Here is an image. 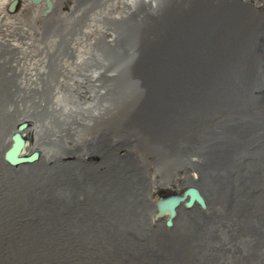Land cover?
Segmentation results:
<instances>
[{"label":"bare ground","instance_id":"6f19581e","mask_svg":"<svg viewBox=\"0 0 264 264\" xmlns=\"http://www.w3.org/2000/svg\"><path fill=\"white\" fill-rule=\"evenodd\" d=\"M12 1L0 0V264H264V158L243 141L228 151L216 128L244 120L201 104L240 57L256 73L245 97L264 109V0ZM41 110L57 129L33 124ZM21 123V155L38 158L11 166Z\"/></svg>","mask_w":264,"mask_h":264},{"label":"water","instance_id":"95a60500","mask_svg":"<svg viewBox=\"0 0 264 264\" xmlns=\"http://www.w3.org/2000/svg\"><path fill=\"white\" fill-rule=\"evenodd\" d=\"M27 1L31 6L42 5L44 7V10H47L48 12L52 10L51 0H27ZM17 4H18L17 0L12 1L8 6L7 11L10 12L12 10L16 11ZM241 59L242 58L239 57L238 61H241ZM231 61L229 63H231L230 67H232V69L234 70V74L233 72L231 73L230 71H222V74L224 75L228 74L234 77L235 80L231 81L230 83H227V81L225 80L218 79V75L216 74L212 75V77H210V83L208 84L209 86L205 88L208 92L204 90V95L203 97H201L202 100L201 104L203 105L204 110L208 109L206 110L207 113H209L210 115L213 113L214 116H217V118L219 116H221L222 118L223 116H225V118L228 117L231 118V120L237 118L238 119L242 118L244 120V124L241 127H238L236 125H242V124H236L232 127L226 126L224 121L223 124L224 126H220L216 128L219 133L230 138L225 141L235 142L234 144L236 145L235 147L233 146L232 148H229L227 146L228 151L237 150L238 153V149L243 144L237 141H243L247 145L251 146V150L254 153H256L255 156L264 158V135L261 136V134H264V129L256 127L257 131L254 132L249 127L250 124L253 123L258 124L257 126H261V127L264 126V109L259 108L255 100H251L248 97H245L246 95L244 94V86H242L243 83L244 84L251 83L249 81L248 82L244 81L246 77L247 78L252 77L250 79H253L254 81L256 78V73H254V71L252 70H250V72L248 71L249 69L247 68V66L250 65L248 60H245V62L244 60H242L240 63H237L238 61H234V62ZM227 84H231V85L235 84L236 88L235 89H231L229 87L226 88ZM212 88H215L217 91L211 92L210 90ZM259 96L260 97L258 98V100L264 99V92L260 91ZM260 103H262V101ZM188 111L189 110L187 108L186 112ZM190 114L193 118L188 117L186 115L187 121H193L194 118L197 117L195 112ZM245 114H249V115L246 116ZM225 118L223 120H225ZM184 125L188 127L187 128L188 130L190 129L189 128L190 126L191 127L193 126L192 124L187 123L186 121H184ZM26 127L27 126L25 123H21L17 125L16 132L11 137V146L4 154V161L11 166L32 164L38 158V154L36 152H33L27 156L21 155L22 154L21 152L25 147V140L23 139L21 132L24 131ZM234 128L243 130L245 133L244 135L245 139L243 137H238L237 134H240V131L235 130L233 132ZM246 129H249V131H246ZM263 167L264 165L261 166V168ZM248 168H250V166ZM257 171L258 168L256 169L255 173H257ZM167 226H169V224Z\"/></svg>","mask_w":264,"mask_h":264},{"label":"rangeland","instance_id":"374dc122","mask_svg":"<svg viewBox=\"0 0 264 264\" xmlns=\"http://www.w3.org/2000/svg\"><path fill=\"white\" fill-rule=\"evenodd\" d=\"M5 101H6L5 105H7L10 102V99L5 100ZM114 107L116 108L117 106L114 105ZM120 113H122V112H120ZM37 114H38V116H37ZM35 117L36 118L34 119L33 124H35L36 127H42L45 123L48 124V128L47 129H52V128L53 129H57V127H58L57 122L51 121L50 118L48 117L47 112H43V110H41L39 112H36V116ZM45 133H47V132H45ZM49 133H52L54 135V130L48 132V136H49Z\"/></svg>","mask_w":264,"mask_h":264}]
</instances>
